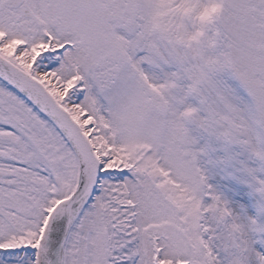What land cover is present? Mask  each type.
I'll return each instance as SVG.
<instances>
[{
	"label": "snow or ice",
	"instance_id": "obj_1",
	"mask_svg": "<svg viewBox=\"0 0 264 264\" xmlns=\"http://www.w3.org/2000/svg\"><path fill=\"white\" fill-rule=\"evenodd\" d=\"M0 264H264V0H0Z\"/></svg>",
	"mask_w": 264,
	"mask_h": 264
},
{
	"label": "rangeland",
	"instance_id": "obj_2",
	"mask_svg": "<svg viewBox=\"0 0 264 264\" xmlns=\"http://www.w3.org/2000/svg\"><path fill=\"white\" fill-rule=\"evenodd\" d=\"M249 211L251 212V211H253L252 209H249Z\"/></svg>",
	"mask_w": 264,
	"mask_h": 264
}]
</instances>
